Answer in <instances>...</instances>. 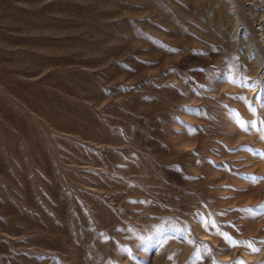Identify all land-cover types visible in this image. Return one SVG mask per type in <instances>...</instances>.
Returning <instances> with one entry per match:
<instances>
[{
  "label": "rangeland",
  "instance_id": "obj_1",
  "mask_svg": "<svg viewBox=\"0 0 264 264\" xmlns=\"http://www.w3.org/2000/svg\"><path fill=\"white\" fill-rule=\"evenodd\" d=\"M264 0H0V264H264Z\"/></svg>",
  "mask_w": 264,
  "mask_h": 264
},
{
  "label": "snow or ice",
  "instance_id": "obj_2",
  "mask_svg": "<svg viewBox=\"0 0 264 264\" xmlns=\"http://www.w3.org/2000/svg\"><path fill=\"white\" fill-rule=\"evenodd\" d=\"M262 138H264V137H262Z\"/></svg>",
  "mask_w": 264,
  "mask_h": 264
}]
</instances>
